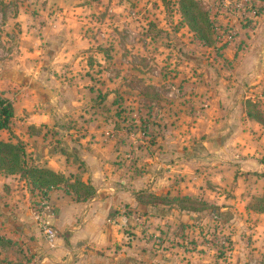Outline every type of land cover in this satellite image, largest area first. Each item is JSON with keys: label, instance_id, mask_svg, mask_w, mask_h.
<instances>
[{"label": "rangeland", "instance_id": "1", "mask_svg": "<svg viewBox=\"0 0 264 264\" xmlns=\"http://www.w3.org/2000/svg\"><path fill=\"white\" fill-rule=\"evenodd\" d=\"M196 1L216 29L208 46L189 28L179 0H0V79L18 67L36 73L31 101L39 96L41 112L47 104L52 113V123L40 128L43 139L48 136L42 146L81 163L79 147L94 145L100 138L91 135L99 130L103 140L116 142L117 164L123 165L126 155L152 145L171 123L160 113L186 109L179 102L183 83L190 79L207 88L228 81L240 53L264 46V0ZM243 76L237 74L245 80ZM252 89L260 102L255 112L262 113L264 82ZM23 145L29 167H37L32 156L48 157ZM43 199L33 201L35 207ZM191 207L198 210L193 221L189 213H170L167 230L157 223L161 209L156 208L151 221L126 213L132 220L122 229L134 245H124L125 251L118 246L110 264H264V243L255 240L263 221L236 216L237 209L222 216L219 208L214 216L210 212L216 209L209 205ZM144 242L149 257L142 254ZM20 244L0 248V264L45 262L43 248Z\"/></svg>", "mask_w": 264, "mask_h": 264}, {"label": "crops", "instance_id": "2", "mask_svg": "<svg viewBox=\"0 0 264 264\" xmlns=\"http://www.w3.org/2000/svg\"><path fill=\"white\" fill-rule=\"evenodd\" d=\"M263 47H250L240 53L236 59L240 63L230 69L232 76L228 81L222 79L207 88L190 79L183 83L179 102H184L186 109L160 113V119L171 123L164 126L152 145L135 148V152L126 155L123 165L117 164L120 152L116 142L103 140L104 134L99 130L91 135L100 138L94 140V145L79 147L84 167L61 150L42 146L48 136L43 139L46 134L40 128L52 123V113L47 104L41 112L37 106L42 105L39 96L31 101L36 73L32 75L18 67L0 79V94L11 100L15 109L11 129L1 131V139L29 143L30 153L48 154L45 159L32 156L37 167L65 178L43 199L20 175L0 173V235L21 246L23 242L30 249V245L43 248L47 255L42 264H110L118 246L125 251L124 245H134L133 239L127 240L126 229L110 223L128 212L143 214V220L151 221L156 208L161 209L157 223L166 229L173 216L170 213H189L193 221L198 210L191 209V205L202 203L216 209L210 212L214 216L219 208L222 216L238 210L236 216L243 214L264 222V214L253 207L255 200L264 197V125L248 114L249 104H260L250 92L264 82ZM239 72L245 80L237 77ZM42 78L38 73L40 83ZM72 150H77V146ZM78 175L83 184L95 190L85 202L76 198L69 185L75 184L71 176ZM41 199L47 200L52 209L42 222L33 204ZM43 224L54 232L53 240H47ZM259 227L264 229L261 223L257 224L255 240L263 245ZM142 245V254L149 257V244Z\"/></svg>", "mask_w": 264, "mask_h": 264}, {"label": "trees", "instance_id": "3", "mask_svg": "<svg viewBox=\"0 0 264 264\" xmlns=\"http://www.w3.org/2000/svg\"><path fill=\"white\" fill-rule=\"evenodd\" d=\"M179 2L181 14L187 21L189 28L198 35V40L202 44L211 45L216 35V29L211 22L209 13L196 0H179ZM249 108V116H254L264 125L262 113L260 111L255 112L254 104H249ZM14 116L13 102L0 94V132L3 130L10 131ZM0 173L20 175L23 179L30 182L34 191H38L44 197H47L52 188L60 186L65 180L64 177L51 171L38 167H29L26 162V151L23 143L19 141L17 143L5 142L1 139V136ZM70 180H75V184H68L72 187L73 193L80 202H85L94 196L95 190L91 186L83 184L79 176H71ZM194 204L196 203L192 205L194 206ZM253 207L259 213L264 214V197L255 200ZM16 246L18 247V244L13 240L0 235V248L9 249L12 247L16 248Z\"/></svg>", "mask_w": 264, "mask_h": 264}, {"label": "built area", "instance_id": "4", "mask_svg": "<svg viewBox=\"0 0 264 264\" xmlns=\"http://www.w3.org/2000/svg\"><path fill=\"white\" fill-rule=\"evenodd\" d=\"M34 208L36 209L37 217L39 218L40 221L44 215L50 213L52 210L50 203L47 200H44L40 207H38V208L34 207ZM129 222H130L129 216L126 214H123L121 216L116 217L110 223L118 224L121 227H125V226H127V224ZM42 229H43V232H44L47 240L51 241L54 239V237H55L54 232L52 230H50L46 224H43Z\"/></svg>", "mask_w": 264, "mask_h": 264}]
</instances>
